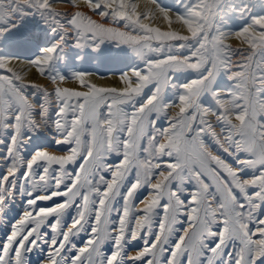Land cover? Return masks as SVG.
<instances>
[{"label": "snow or ice", "instance_id": "1", "mask_svg": "<svg viewBox=\"0 0 264 264\" xmlns=\"http://www.w3.org/2000/svg\"><path fill=\"white\" fill-rule=\"evenodd\" d=\"M80 3L90 14L54 7ZM223 3L184 0L173 12L159 0L144 10L134 0H0V37L33 14L59 35L22 61L52 89L25 82L9 67L21 61L0 57V144L8 137L0 220L13 199L26 197L0 243V264H27L44 247L40 264H264V16L225 31ZM68 36L81 49L127 46L143 68L120 74L122 87L97 86L79 71L66 78L51 66ZM179 72L196 76L176 85ZM221 74L232 82L227 91L214 87ZM66 79L86 90L60 87ZM169 88L178 93L165 101ZM206 94L214 108L201 103ZM49 125L65 150L25 158L28 133ZM142 188L148 195L138 201ZM69 209L75 215L65 222Z\"/></svg>", "mask_w": 264, "mask_h": 264}, {"label": "rangeland", "instance_id": "2", "mask_svg": "<svg viewBox=\"0 0 264 264\" xmlns=\"http://www.w3.org/2000/svg\"><path fill=\"white\" fill-rule=\"evenodd\" d=\"M138 3L139 9L144 10L147 0H134ZM160 4L173 12L182 11V4L184 0H159ZM54 7L62 12L72 13L76 10H83L86 14H90V10L80 3L78 8H73L70 4H56ZM241 9L245 11L241 14ZM221 20L220 25L225 31H238L242 27L250 23L252 17L264 16V0H224L221 5ZM94 19L99 20L98 16H94ZM148 22V21H145ZM153 26L161 27L162 30H167V25L162 21L154 22ZM59 39L58 34H54L50 28L41 20L38 14L27 15L19 19L18 26L12 28L0 37V57L13 58L20 60L21 62L13 61L9 67H12L15 71L20 72L25 76V82H36L44 87L52 89L55 85L49 82V79L39 76L34 68L30 69L26 67L22 61H29L34 59L40 54V50L44 47H50ZM234 47H242L238 41H228ZM52 69L54 72L63 75L66 78H70L74 72H85L92 74L89 79L97 86L104 87H122L123 85L118 81V76L124 72H128L133 68H143V61H141L135 53L127 46H117L115 42H105L101 47L93 51L92 48H76L71 36H68L65 43L58 51L56 60L53 61ZM196 73L193 72H179L173 77V81L176 85L187 82L188 80L195 78ZM104 78V80H103ZM60 87H69L76 90H86L79 87L78 82L70 79H66L60 84ZM214 87L220 91H227L232 87V82L227 77L221 74ZM150 88L145 90V94L138 98V102L145 99L150 94ZM178 93V88H169L164 96L165 101L174 100ZM201 103L205 106L214 108L215 103L210 95H205L201 98ZM178 109H169V115H174ZM50 118L54 119V112L50 113ZM160 127H166V121L161 118L158 121ZM32 139L30 143L25 145L24 156L30 158L31 154L38 149H56L65 150L67 146H61L56 144L55 129L49 125L45 129L38 130L34 133H28ZM10 135V133H9ZM5 143L0 144V156H3L7 149L8 137L5 136ZM118 158L113 156L112 162H116ZM7 165V161L0 163V174L3 173L4 168ZM22 171V170H21ZM247 172V170H246ZM132 177L128 178L127 182H130ZM148 195V189L142 188L136 194L137 200H142ZM26 197L17 196L9 203V210L7 211L5 218L0 220V243H2L8 233L11 231V226L25 209ZM137 201V206L142 207ZM119 207V202H117ZM75 215V209H69L64 216L65 222H70L71 217ZM115 219V216H113ZM47 230V229H45ZM87 232H81L74 237L73 243L77 246H81L86 240ZM136 243L137 247L142 246ZM46 252V247L40 251H34L26 257L27 264H40V260L43 259V253ZM104 252H111V243L104 245ZM260 264V262H258Z\"/></svg>", "mask_w": 264, "mask_h": 264}, {"label": "bare ground", "instance_id": "3", "mask_svg": "<svg viewBox=\"0 0 264 264\" xmlns=\"http://www.w3.org/2000/svg\"><path fill=\"white\" fill-rule=\"evenodd\" d=\"M103 80H104V78H103Z\"/></svg>", "mask_w": 264, "mask_h": 264}]
</instances>
